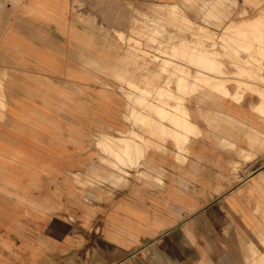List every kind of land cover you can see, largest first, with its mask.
<instances>
[{"label": "crops", "instance_id": "1", "mask_svg": "<svg viewBox=\"0 0 264 264\" xmlns=\"http://www.w3.org/2000/svg\"><path fill=\"white\" fill-rule=\"evenodd\" d=\"M178 1L0 0V264L255 258L264 241V86L251 77L264 74L241 77L230 62L212 61L216 91L185 97L180 130L160 118V87L131 103L130 86L161 81L160 63L145 73L135 45L119 35L138 38V14L168 6L150 18H169ZM263 22L227 27L255 40ZM257 60L247 63L263 71ZM118 145L143 152L137 169L127 168L135 177L120 187L82 186L103 169L101 147Z\"/></svg>", "mask_w": 264, "mask_h": 264}, {"label": "rangeland", "instance_id": "2", "mask_svg": "<svg viewBox=\"0 0 264 264\" xmlns=\"http://www.w3.org/2000/svg\"><path fill=\"white\" fill-rule=\"evenodd\" d=\"M176 4L178 7L172 8L174 12L168 15L169 18H165L162 13L155 19L149 17L156 16L157 11H169V8H166L168 6H158L150 9L149 13L138 14L144 16V19H138L144 23V34L138 38L129 37L126 39L121 34L119 37L122 41L135 45L131 55L145 65V73L149 72L148 68L153 63H160V68L157 71L160 73V82L153 84L150 81L141 86H130L133 92L130 95L133 107L136 106L135 97L138 93L153 96V92L160 87L165 92L163 95L161 94L160 99H157L161 102L162 114L160 118L163 122L170 123L180 130L187 123V116L184 112L185 97L202 90L216 91L215 84L209 82L207 78V73L212 71L209 67L212 61L226 60L230 62L236 69L241 70L238 73L241 77L245 74L250 76L264 74V70L260 71V67L257 68L247 63L249 58L258 59L256 63L259 65L264 63V22L259 24L261 30L256 31L258 38L255 40H252L255 38L254 34L251 37L248 34L246 36L233 35L232 30L227 27L236 21L264 18V0H180ZM211 12L215 13L211 14ZM223 32H226L225 35L230 33L231 38H226ZM244 65L247 66L244 67ZM249 69L252 71L249 72ZM212 72L218 74L216 71ZM163 77H167L166 80ZM251 78L264 86V81H261L263 79ZM188 80L194 83L192 89L186 87ZM172 84L176 85L177 94L175 97L171 91ZM143 88L145 90L142 93ZM170 101L176 102L175 108L170 107ZM144 122L149 124L147 120ZM150 125L152 127V122ZM162 128L165 127L162 126ZM163 130L160 134L162 140L167 136L166 131ZM130 138L132 141L137 137L134 135ZM148 144L151 146L148 147L150 150L152 143ZM101 149H104L103 151L108 157L102 160L103 169L100 170L99 167L96 180L90 182L88 179H84L82 186L97 185L101 187L109 184L120 187L127 183L128 177H135V172L128 173L127 168L133 171L137 169L138 160L143 157L142 151H137L138 148L135 146H131L129 152L122 151L119 145L114 152L107 151L105 147H101ZM117 152L122 156V162H119L118 166H113L111 160L117 159ZM126 160L128 161L126 162ZM53 261L57 260L53 259ZM58 261L62 264H74V260L70 258ZM75 262V264H79V260H75ZM80 264H87V262L81 260ZM250 264H264V241L258 243V251Z\"/></svg>", "mask_w": 264, "mask_h": 264}, {"label": "bare ground", "instance_id": "3", "mask_svg": "<svg viewBox=\"0 0 264 264\" xmlns=\"http://www.w3.org/2000/svg\"><path fill=\"white\" fill-rule=\"evenodd\" d=\"M262 7V6H261ZM150 17V16H149ZM152 17V16H151ZM147 18V17H146ZM150 22V21H149ZM153 25V24H152ZM240 32V31H239ZM237 37V36H236ZM235 41V40H234ZM1 79H3V78H1ZM146 79V78H145ZM130 97V96H129ZM139 101V100H138ZM138 104V103H137ZM161 105V104H160ZM134 125V124H133ZM184 126V125H183ZM174 131V130H173ZM157 136V135H156ZM214 138V137H213ZM247 151V150H246ZM251 152V151H250ZM237 153V152H236ZM115 163V162H114ZM116 165V164H115ZM194 174H196V173H194ZM252 244V243H251ZM256 245H257V243H256ZM255 245V246H256ZM256 248V247H255ZM253 249V248H252ZM256 250V249H255ZM256 253V252H255Z\"/></svg>", "mask_w": 264, "mask_h": 264}]
</instances>
